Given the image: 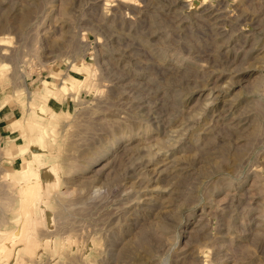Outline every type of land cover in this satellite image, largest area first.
<instances>
[{"label":"rangeland","instance_id":"1","mask_svg":"<svg viewBox=\"0 0 264 264\" xmlns=\"http://www.w3.org/2000/svg\"><path fill=\"white\" fill-rule=\"evenodd\" d=\"M0 264H264V0H0Z\"/></svg>","mask_w":264,"mask_h":264},{"label":"bare ground","instance_id":"2","mask_svg":"<svg viewBox=\"0 0 264 264\" xmlns=\"http://www.w3.org/2000/svg\"><path fill=\"white\" fill-rule=\"evenodd\" d=\"M47 98L49 99V96H47ZM42 161V155L33 152L32 157L25 158L23 167L19 168L16 172L18 175L28 178L35 173L37 164L41 163ZM39 182L40 178L29 179L25 180L18 187L19 193L22 194V199L24 202V206L22 209L24 218L23 220L18 221L19 226L16 230L14 229L15 231H13V234L11 235H13L14 237L19 236L18 238L20 240H23V242L26 241L28 245H31L35 241L31 233V225L33 222V212L35 211L40 198H42V190L39 187ZM10 238H12V236H10Z\"/></svg>","mask_w":264,"mask_h":264},{"label":"crops","instance_id":"3","mask_svg":"<svg viewBox=\"0 0 264 264\" xmlns=\"http://www.w3.org/2000/svg\"><path fill=\"white\" fill-rule=\"evenodd\" d=\"M6 139H8L7 141L10 142V141L12 140L11 134H9L8 137H7Z\"/></svg>","mask_w":264,"mask_h":264}]
</instances>
